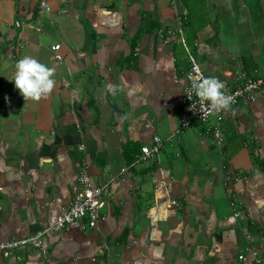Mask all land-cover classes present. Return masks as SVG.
<instances>
[{
  "label": "crops",
  "instance_id": "obj_1",
  "mask_svg": "<svg viewBox=\"0 0 264 264\" xmlns=\"http://www.w3.org/2000/svg\"><path fill=\"white\" fill-rule=\"evenodd\" d=\"M37 3L0 0V243L54 225L83 161L94 185H109L105 219L48 233L47 257L29 246L0 264H255L252 252H264V90L225 111L221 147L214 118L167 140L190 68L182 38L231 92L241 63L264 76V0H49V16ZM18 33L26 47L16 55ZM25 56L55 69L39 101L13 81ZM158 136L160 154L135 163Z\"/></svg>",
  "mask_w": 264,
  "mask_h": 264
},
{
  "label": "built area",
  "instance_id": "obj_2",
  "mask_svg": "<svg viewBox=\"0 0 264 264\" xmlns=\"http://www.w3.org/2000/svg\"><path fill=\"white\" fill-rule=\"evenodd\" d=\"M36 13L40 16H49L51 14L49 0H38ZM21 27L22 22H16V28L18 31ZM29 27L38 33L43 31L42 25L37 26L29 23ZM182 43L188 52L190 68L187 72V85L184 91V97L179 103L178 129L172 133L167 141L173 143V141L180 138L190 127L198 123H207L212 118H214L216 123L213 126L212 134L214 136L216 145L221 147L225 141L222 126L225 119V111L227 109L208 115L210 109L209 102H201L191 87L193 83L192 77L197 75H201L202 77L207 76L204 73L198 59L189 53V49L184 38H182ZM25 47L26 42L22 39L21 34L18 33L13 50L16 55H19L25 49ZM61 47V44H57L52 47L54 59L56 63L60 64L64 63L65 61V57L60 53ZM240 71L242 82L236 89L228 92V94L232 95L234 98L230 108H238L242 105H249L256 100L257 94L264 90V76L248 75L243 63L240 64ZM193 104L194 107H191ZM165 143L166 141L161 137H155L154 144L151 147H144L142 149L141 156H139L137 162L135 163H139L140 161L159 155ZM80 150L85 151V146H82ZM126 171L127 169H124L123 173ZM108 186L109 185H94L88 175L87 163L83 161L80 167L78 182L72 189L71 207L58 217L54 225L39 231L35 235L25 239L0 243V255L5 258H10L18 250L31 246L38 249L44 257H47L48 249L44 246L43 239L48 233H52L59 229H64L68 225L77 221H86L90 229L96 228L97 225L105 219L104 210L106 207V200L104 193ZM2 190L3 188L0 187V192ZM240 215L241 214L239 212L236 213V217H239ZM252 254L255 259V264H264V252L257 253L254 251ZM240 260L243 262V264H246L247 257L240 256Z\"/></svg>",
  "mask_w": 264,
  "mask_h": 264
},
{
  "label": "clouds",
  "instance_id": "obj_3",
  "mask_svg": "<svg viewBox=\"0 0 264 264\" xmlns=\"http://www.w3.org/2000/svg\"><path fill=\"white\" fill-rule=\"evenodd\" d=\"M54 73L53 67L30 56H25L16 62L13 81L25 100L39 101L53 91L56 83ZM192 80L191 87L196 96L201 102L210 104L208 115L230 108L234 98L228 94L224 82L218 77L197 75L192 77ZM191 107H194V104Z\"/></svg>",
  "mask_w": 264,
  "mask_h": 264
},
{
  "label": "trees",
  "instance_id": "obj_4",
  "mask_svg": "<svg viewBox=\"0 0 264 264\" xmlns=\"http://www.w3.org/2000/svg\"><path fill=\"white\" fill-rule=\"evenodd\" d=\"M133 155H134V153H133V154H131V157H133ZM129 156H130V154H129Z\"/></svg>",
  "mask_w": 264,
  "mask_h": 264
}]
</instances>
